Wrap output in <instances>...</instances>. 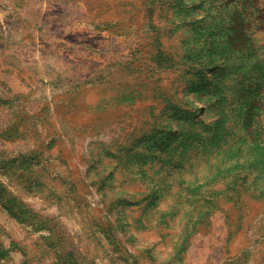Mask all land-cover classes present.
<instances>
[{
    "label": "rangeland",
    "instance_id": "rangeland-1",
    "mask_svg": "<svg viewBox=\"0 0 264 264\" xmlns=\"http://www.w3.org/2000/svg\"><path fill=\"white\" fill-rule=\"evenodd\" d=\"M0 264H264V0H0Z\"/></svg>",
    "mask_w": 264,
    "mask_h": 264
}]
</instances>
